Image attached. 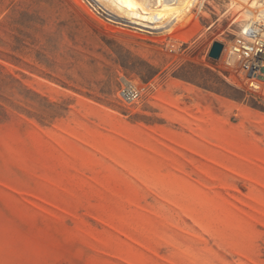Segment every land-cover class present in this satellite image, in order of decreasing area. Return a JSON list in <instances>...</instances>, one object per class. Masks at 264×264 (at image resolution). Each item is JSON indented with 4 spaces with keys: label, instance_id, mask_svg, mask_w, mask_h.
Wrapping results in <instances>:
<instances>
[{
    "label": "rangeland",
    "instance_id": "374dc122",
    "mask_svg": "<svg viewBox=\"0 0 264 264\" xmlns=\"http://www.w3.org/2000/svg\"><path fill=\"white\" fill-rule=\"evenodd\" d=\"M241 1L0 0V264H264V107L209 56Z\"/></svg>",
    "mask_w": 264,
    "mask_h": 264
},
{
    "label": "built area",
    "instance_id": "2783aa9c",
    "mask_svg": "<svg viewBox=\"0 0 264 264\" xmlns=\"http://www.w3.org/2000/svg\"><path fill=\"white\" fill-rule=\"evenodd\" d=\"M172 49L174 45L169 48ZM218 61L228 71L227 81L248 91L264 107V20H251L241 34L223 43ZM143 91L139 82L122 77L117 94L122 102L131 104L140 99Z\"/></svg>",
    "mask_w": 264,
    "mask_h": 264
},
{
    "label": "bare ground",
    "instance_id": "6f19581e",
    "mask_svg": "<svg viewBox=\"0 0 264 264\" xmlns=\"http://www.w3.org/2000/svg\"><path fill=\"white\" fill-rule=\"evenodd\" d=\"M133 4H136L137 7L142 9H148L153 12L159 11L162 6L169 2L170 0H154L151 3H149L148 0H142L141 5L135 3L134 1L130 0ZM143 4V5H142ZM242 7L239 9V11L236 12L234 20L237 19H243V29L247 24L250 23L251 20H264V0H243L241 1ZM242 29V30H243ZM242 31L239 33L241 34Z\"/></svg>",
    "mask_w": 264,
    "mask_h": 264
},
{
    "label": "water",
    "instance_id": "95a60500",
    "mask_svg": "<svg viewBox=\"0 0 264 264\" xmlns=\"http://www.w3.org/2000/svg\"><path fill=\"white\" fill-rule=\"evenodd\" d=\"M223 44L218 41H214L209 50V56L213 59H217L220 56Z\"/></svg>",
    "mask_w": 264,
    "mask_h": 264
},
{
    "label": "trees",
    "instance_id": "16d2710c",
    "mask_svg": "<svg viewBox=\"0 0 264 264\" xmlns=\"http://www.w3.org/2000/svg\"><path fill=\"white\" fill-rule=\"evenodd\" d=\"M153 71L152 70H149V72L147 73V78H149L151 75H153Z\"/></svg>",
    "mask_w": 264,
    "mask_h": 264
}]
</instances>
